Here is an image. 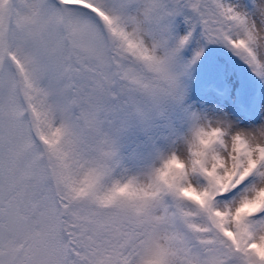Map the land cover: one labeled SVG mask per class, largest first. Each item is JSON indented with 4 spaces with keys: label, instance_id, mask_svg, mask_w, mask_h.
Returning a JSON list of instances; mask_svg holds the SVG:
<instances>
[{
    "label": "snow or ice",
    "instance_id": "6c2138e0",
    "mask_svg": "<svg viewBox=\"0 0 264 264\" xmlns=\"http://www.w3.org/2000/svg\"><path fill=\"white\" fill-rule=\"evenodd\" d=\"M210 45L264 82V0H0V264H264V98L198 90Z\"/></svg>",
    "mask_w": 264,
    "mask_h": 264
},
{
    "label": "rangeland",
    "instance_id": "374dc122",
    "mask_svg": "<svg viewBox=\"0 0 264 264\" xmlns=\"http://www.w3.org/2000/svg\"><path fill=\"white\" fill-rule=\"evenodd\" d=\"M195 75L199 77L198 90H211L217 87L216 81H221L225 76L229 77L228 83L223 86L233 89L235 95L229 97L225 94L221 99L230 106L234 115L243 114V106L251 101L253 95L264 98V82L258 80L246 66L219 46L210 45L205 49Z\"/></svg>",
    "mask_w": 264,
    "mask_h": 264
}]
</instances>
